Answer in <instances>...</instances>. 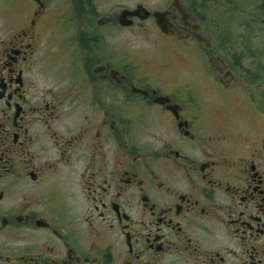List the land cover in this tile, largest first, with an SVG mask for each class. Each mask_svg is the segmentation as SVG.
<instances>
[{
	"label": "flooded vegetation",
	"instance_id": "1",
	"mask_svg": "<svg viewBox=\"0 0 264 264\" xmlns=\"http://www.w3.org/2000/svg\"><path fill=\"white\" fill-rule=\"evenodd\" d=\"M220 3L0 0V264H264V49ZM151 28L201 62H137Z\"/></svg>",
	"mask_w": 264,
	"mask_h": 264
},
{
	"label": "rangeland",
	"instance_id": "2",
	"mask_svg": "<svg viewBox=\"0 0 264 264\" xmlns=\"http://www.w3.org/2000/svg\"><path fill=\"white\" fill-rule=\"evenodd\" d=\"M110 3L116 2L117 7L119 9L120 6L123 5H133L136 2H143L147 5H155L158 2L163 0H108ZM225 4L220 3L221 6L217 8V10H228L235 11L238 15L240 9V2L238 0H224ZM254 0H242V7L245 10H241V24L246 25L245 34L241 35V46L244 44L243 48L253 51L252 49L256 46H260L264 49V36L255 29V17L260 18L258 13H253L254 11ZM222 7V9H221ZM263 17V16H261ZM237 21L239 19L237 18ZM236 22V21H235ZM235 22H231L234 24ZM131 33V35H130ZM133 33V35H132ZM243 33V32H241ZM130 39V43L125 44L127 39ZM117 39L119 43H121L124 47H128L130 53L132 54V58L137 60V62H201V57H195V53L191 52V49L179 48L178 46H174L169 44L167 41H163L158 35L156 29H148V30H122L117 34ZM241 47V50H243ZM172 50V53L170 52ZM181 50V51H179ZM259 55L264 57V52H260ZM249 58L244 56V62H248ZM237 123L241 122V131L246 133H254L255 129L260 131L263 129L262 125H257L255 128L248 117L245 115L243 111H241V121L240 117H236L235 120ZM246 132V133H245Z\"/></svg>",
	"mask_w": 264,
	"mask_h": 264
},
{
	"label": "water",
	"instance_id": "3",
	"mask_svg": "<svg viewBox=\"0 0 264 264\" xmlns=\"http://www.w3.org/2000/svg\"><path fill=\"white\" fill-rule=\"evenodd\" d=\"M139 15L141 18H145L149 12L141 5H139L137 8L133 9V10H124L121 12V14L119 15V21L122 24H128L129 22L125 20L126 15Z\"/></svg>",
	"mask_w": 264,
	"mask_h": 264
}]
</instances>
